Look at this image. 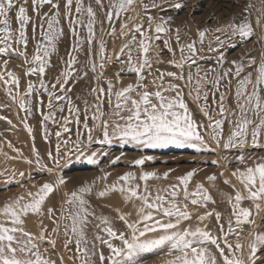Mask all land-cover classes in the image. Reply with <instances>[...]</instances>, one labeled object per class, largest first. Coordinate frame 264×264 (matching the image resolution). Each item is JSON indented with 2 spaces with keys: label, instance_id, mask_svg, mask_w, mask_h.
<instances>
[{
  "label": "snow or ice",
  "instance_id": "snow-or-ice-1",
  "mask_svg": "<svg viewBox=\"0 0 264 264\" xmlns=\"http://www.w3.org/2000/svg\"><path fill=\"white\" fill-rule=\"evenodd\" d=\"M186 6L185 0H0V93L33 139L31 158L11 141L0 140V152L6 143L17 154L11 159L35 164L48 177L29 184L30 173L0 170L3 190L25 188L0 204V264H146L154 256L168 257L163 264H264V0L259 8L251 0L233 3L238 10L215 29L198 28L182 43L166 10ZM112 39L123 41L118 51H109ZM161 40L176 71L156 66L164 63ZM245 43L258 55L249 50L229 60L226 50ZM11 61H19V71ZM116 63L132 82L107 75ZM34 116L43 139L56 138L44 155L28 123ZM0 120L15 129L12 119ZM113 145L138 150L131 164L137 171L109 181L112 173L101 169L90 182L63 174L73 157L93 165L106 157L116 166L125 153L105 150ZM169 148L215 155L217 166L240 165L222 180L231 189L221 192L226 218L209 208L217 200L203 182L190 188L198 168L166 188L150 187L172 170H145L156 159L147 150ZM224 175L206 179L215 186ZM57 193L59 201L48 204ZM115 196L131 209L105 214L102 202ZM33 218L36 231L27 227Z\"/></svg>",
  "mask_w": 264,
  "mask_h": 264
},
{
  "label": "rangeland",
  "instance_id": "rangeland-1",
  "mask_svg": "<svg viewBox=\"0 0 264 264\" xmlns=\"http://www.w3.org/2000/svg\"><path fill=\"white\" fill-rule=\"evenodd\" d=\"M186 7L183 10H172L167 9V15H170L173 17V23L171 25L172 28L176 29L178 28L180 30L181 34V42H187L191 37H194L196 35L197 29H215L217 25L224 20L226 17L230 15L231 11H237L238 9L233 8V3L239 4L240 0H185ZM253 4L257 6V8L261 7V0H251ZM256 15H259V12L253 11V17ZM260 30L257 29V32ZM208 39H211V34H209ZM123 41L118 39H112L109 41L108 48L109 51L119 50V47L121 46ZM159 45V49L163 50L161 59L164 61L161 65H156L157 67H160L161 70H171L176 71V69L172 68L167 61L171 59V54L164 49L163 41H157L156 42ZM173 47L178 48V46L174 42V36H173ZM251 51L252 55H258L260 49L258 47H254L253 43H245L243 45H238L235 48H231L227 51L228 59H237L240 57H244L246 55L247 51ZM177 59H179V53L177 52ZM18 64V62L14 63ZM15 65V66H16ZM19 65V64H18ZM18 65L16 66V70H18ZM202 67H207V65H201ZM125 67L119 63H116L114 65H109L106 68V73L109 77H115L116 73H120L122 78V83L127 84L129 82H132L134 80V76L131 74H128L126 71H121V69ZM193 71H195V68H193ZM151 79V78H149ZM1 96H3V93H0ZM5 96V95H4ZM7 99V98H5ZM10 103H6L0 100V107L3 108L7 112L6 117L12 119L13 124L16 126L15 129H12V127L8 124H6V121L1 120L5 125V130L0 128V140L4 141H11L12 145L15 148L20 149L25 157L31 158L32 153L31 149L33 146V139L29 134L27 133L26 129L23 128L22 124L19 122V118L15 115V107H4V105H8ZM189 106L190 109L195 114L196 118L204 119L197 109V106L194 102L191 101L189 98ZM39 120V117L38 119ZM28 123L30 126L33 127V135L35 136V147L41 152L42 155L46 153L47 150H54L55 144H56V138L54 135L50 137L48 141H45L43 139V132L42 129L39 126L38 121L31 122L28 120ZM51 131H55V128L51 125H49ZM75 131V129H74ZM74 138V137H73ZM99 151V147L95 149ZM110 152L112 155H119L120 151H124L125 157L116 165V166H109L108 158L101 157V163L99 165H93L89 164L85 158H81L80 160H76L75 157H73L72 162L70 164H67L64 166L63 174L66 178L72 179V180H78L83 182H90L95 178H98L102 173L101 169H104L106 171H109L112 173L111 176H109V181H112L116 178L117 173H124L128 171H137V169L131 167L132 159L134 157H137L139 155V152L137 149L134 148L132 145H126L122 149L119 145H113L110 149H105ZM148 154H152L156 157L154 161L146 162L145 170L147 171H156L159 174H163L164 172L172 170L170 173V177L167 180L161 179L154 181L150 183V187L153 189L156 188H166L168 184L170 183H176L177 177L185 174L187 171L198 168L199 171L197 175L194 177L192 185H190V188L194 186L196 183L203 182L204 185L209 186L206 187L208 190H212L209 182L206 179L207 175H210L212 173L216 172H224V177H220V180L218 178L217 183L221 184L222 191L221 192H231V189L227 185H223L222 180L229 176V173L234 170L236 167H240V165L236 163L228 164L226 161L221 160L220 165H213L211 163V160L217 159V156L212 154H196L191 149H176V148H169L164 150H147ZM8 153V156L6 157L4 153ZM17 154L13 152L11 149H9L4 144L3 151L0 152V170H3L5 168L8 169H15L17 171H24L26 174L30 173L33 179L31 181L35 182L36 180H42L44 181L48 177L44 175L35 164L28 165L26 164L23 159L17 158V159H11L10 157H15ZM229 161L233 160V157L229 155L228 157ZM220 181V182H219ZM233 183H236L235 180H233ZM216 185V184H215ZM211 186V188H210ZM210 188V189H209ZM4 189V179L0 177V204H3L5 202V198H11L14 197L17 194H22L25 192L24 187H19L16 184H13L10 186V190H3ZM210 192V191H209ZM213 192V190H212ZM210 192V193H212ZM215 192V191H214ZM213 192V196L214 193ZM221 192L218 194L216 193L217 197V204L216 205H209V208L215 207L218 211H221L226 218L229 211V205L225 202V200L221 196ZM220 197V198H219ZM59 201V194H53L48 204L56 203ZM109 200H105L102 202V206L104 208L105 214H115L114 208L118 206V204L109 203L107 202ZM116 202V201H115ZM114 204V206H113ZM244 206H248L245 204ZM120 208V206H118ZM191 208V206H190ZM122 211L125 208L122 206L120 208ZM127 211V210H125ZM201 211H203L201 209ZM35 220V218H33ZM34 220H30L32 223ZM257 220L259 221V217H257ZM29 222V223H30ZM47 223V221H45ZM34 223V222H33ZM214 221L210 222L213 224ZM38 227V224H35ZM247 226L245 227V231H247ZM168 259L166 256H154L151 257L146 261V264H163V261Z\"/></svg>",
  "mask_w": 264,
  "mask_h": 264
},
{
  "label": "bare ground",
  "instance_id": "bare-ground-1",
  "mask_svg": "<svg viewBox=\"0 0 264 264\" xmlns=\"http://www.w3.org/2000/svg\"><path fill=\"white\" fill-rule=\"evenodd\" d=\"M17 63L18 62V64H19V61H11L10 62V68H13V69H15L16 70V66L18 65H16V64H14V63ZM16 65V66H15ZM19 68V67H18ZM16 71H19V69L18 70H16ZM5 98H7L6 96H1L0 95V100L1 101H3V102H6V103H10V101H9V99L7 98V99H5ZM7 112L8 111H5L3 108H1L0 107V115H3V116H6L7 115ZM8 116V115H7ZM38 119V117H36V116H34V117H31L29 120L31 121V122H36V121H38L37 120ZM7 124V123H6ZM5 124L0 120V128L3 130H5V126H4ZM219 180H220V178H219ZM218 181V180H217ZM43 181L42 180H36L35 182H33V181H29V184H31V183H35V184H39V183H42ZM220 182V181H219ZM204 186H206V185H204ZM206 187H209V186H206ZM210 188H211V186H210ZM209 188V189H210ZM212 190H213V192L215 193L214 194V196L213 197H215L216 196V193L218 194L219 192H221L222 190V187H221V184H219V183H217L216 182V185L215 186H213L212 188H211ZM35 189H33V191H34ZM212 190H209L210 192H212ZM213 192L211 193V194H213ZM221 194V193H220ZM216 198H218V195H217V197ZM215 198V199H216ZM220 198V197H219ZM217 200V199H216ZM109 201H111V203L110 204H112L113 202L116 204H118V206H120V208H121V206H122V209H123V207L125 208V210H127V211H129L130 209H131V205L130 204H125L124 202H122L121 200H120V198L118 197V196H115V197H113L112 199H110ZM109 201H107L108 203H109ZM113 201V202H112ZM116 201V202H115ZM113 206H114V204H113ZM118 206H116V207H118ZM124 209H123V211H125ZM32 220H34V219H32ZM30 222V221H29ZM28 222V225H27V227H28V229L29 230H32V231H36L37 230V226L32 222H30L29 223Z\"/></svg>",
  "mask_w": 264,
  "mask_h": 264
}]
</instances>
